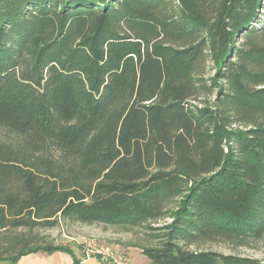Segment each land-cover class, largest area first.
<instances>
[{"label":"trees","instance_id":"trees-1","mask_svg":"<svg viewBox=\"0 0 264 264\" xmlns=\"http://www.w3.org/2000/svg\"><path fill=\"white\" fill-rule=\"evenodd\" d=\"M0 133V264L63 221L264 264L201 249L264 238V0H0Z\"/></svg>","mask_w":264,"mask_h":264},{"label":"rangeland","instance_id":"rangeland-1","mask_svg":"<svg viewBox=\"0 0 264 264\" xmlns=\"http://www.w3.org/2000/svg\"><path fill=\"white\" fill-rule=\"evenodd\" d=\"M1 137V133H0ZM26 235L25 231H18ZM146 227H112L95 224L85 226L77 223L61 222L58 226L43 229L37 228L32 236L41 242L54 247L71 248L85 247L88 240L98 243V246L113 252L116 255L125 256L128 264H152L151 260L140 252V247H151L156 243L148 236ZM112 243H118L121 252L114 251ZM127 247H132L126 251ZM201 249L216 252L222 255H231L240 258H248L264 263V238L261 241L250 244L247 247H235L222 243H207Z\"/></svg>","mask_w":264,"mask_h":264},{"label":"crops","instance_id":"crops-1","mask_svg":"<svg viewBox=\"0 0 264 264\" xmlns=\"http://www.w3.org/2000/svg\"><path fill=\"white\" fill-rule=\"evenodd\" d=\"M98 245V243H96ZM114 251L121 252V247L118 243H112ZM132 247H127L126 251ZM72 254L65 252H53V253H35L21 257L16 264H74V260H77L78 264H110L100 260L99 257H87L85 255L84 247H71ZM141 252V250H140ZM130 264V262H129Z\"/></svg>","mask_w":264,"mask_h":264},{"label":"built area","instance_id":"built-area-1","mask_svg":"<svg viewBox=\"0 0 264 264\" xmlns=\"http://www.w3.org/2000/svg\"><path fill=\"white\" fill-rule=\"evenodd\" d=\"M84 246L85 255L87 257H99L101 261L110 264H128V260L125 256L116 255L109 250L103 249L93 240H88Z\"/></svg>","mask_w":264,"mask_h":264}]
</instances>
